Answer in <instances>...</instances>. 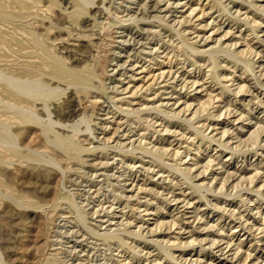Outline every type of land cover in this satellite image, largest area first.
<instances>
[{"label":"rangeland","instance_id":"1","mask_svg":"<svg viewBox=\"0 0 264 264\" xmlns=\"http://www.w3.org/2000/svg\"><path fill=\"white\" fill-rule=\"evenodd\" d=\"M90 1L70 18L74 0H40L30 21L71 68L99 60L104 90L62 83L50 104L55 130L91 149L80 160L36 127L13 126L23 155L34 149L58 165L0 164V264H264V0ZM23 30L0 26V39H14L10 65L34 59ZM210 48L239 60L219 52L212 62ZM144 144L164 150L163 162ZM125 225L137 235L100 236Z\"/></svg>","mask_w":264,"mask_h":264},{"label":"bare ground","instance_id":"2","mask_svg":"<svg viewBox=\"0 0 264 264\" xmlns=\"http://www.w3.org/2000/svg\"><path fill=\"white\" fill-rule=\"evenodd\" d=\"M90 0H74V5L72 11L65 9V13L69 15L70 18H79L82 15L87 14V7ZM40 0H0V26L3 24H14L19 30L24 29V33L27 37L28 43L30 45L32 60L24 61L19 66L10 65L8 62V57L6 52L12 48L11 40L14 39H0V164H11L16 160H33L38 163L47 162L53 165H58V163L52 158V156L46 158L34 149H28L29 154L23 155L22 148L19 145L18 136L13 132V126L18 125H30L31 127H36L39 129L40 133L51 145H55L59 148L66 150L68 155L72 156L73 159L80 160L81 154L86 151H91L90 148L85 147L79 142H75L72 136H64L55 130V122L51 118L50 104L53 100H57L61 93L64 92L60 84H66V87L75 88L77 94H90L92 90L99 89L104 90V84L101 80L100 74L97 70L98 61L93 64L85 66L81 70H77L68 66L66 59L56 51L54 46L47 44L43 36H39L37 31L33 28L30 21L37 18L34 13L35 9L38 8ZM42 5V4H41ZM128 5V4H127ZM132 5V4H131ZM166 5V4H165ZM176 5V4H175ZM223 5V4H222ZM250 6V5H249ZM185 8V7H184ZM256 8V7H255ZM197 8L191 10L193 13ZM124 10V9H123ZM114 11V10H113ZM120 11V10H119ZM38 12V11H37ZM43 12V11H42ZM190 12V13H191ZM203 12V11H202ZM135 14V13H134ZM114 16V15H113ZM146 16V15H145ZM123 17V16H122ZM121 17V18H122ZM136 18V16H134ZM133 18V19H134ZM143 18V17H142ZM142 18H140L142 20ZM148 18V17H145ZM154 18V17H153ZM170 18V17H169ZM119 19V18H118ZM149 19V18H148ZM146 20V23L148 21ZM157 21L162 22V18L156 16ZM120 20V19H119ZM118 20V21H119ZM122 24H124L123 19H121ZM139 18H136V22ZM145 20V19H144ZM143 20V21H144ZM40 21V20H39ZM133 21V24L136 22ZM152 21V20H151ZM142 22V21H141ZM128 23V20H127ZM149 23V22H148ZM147 23V24H148ZM169 23V22H168ZM178 23V22H177ZM176 24V23H175ZM249 24V23H248ZM72 25V24H71ZM139 25V24H137ZM169 25V24H168ZM179 25V24H178ZM251 25V24H250ZM73 26V25H72ZM99 25L95 22L94 27L97 28ZM127 26H121V30L125 32ZM66 27V26H65ZM194 27V26H193ZM133 28V27H132ZM254 29V28H253ZM152 30V29H150ZM153 29L152 32L155 34ZM182 30V29H181ZM186 31V29H184ZM102 31V30H101ZM119 31V30H118ZM131 31V30H130ZM175 31V30H174ZM4 32V31H3ZM184 32V31H183ZM40 33V32H39ZM168 33V32H167ZM176 33V32H175ZM182 33V31H181ZM118 34H120L118 32ZM153 35V34H152ZM189 35V34H188ZM225 35V34H224ZM85 37L86 39H92L87 31L79 37ZM178 36V34H177ZM183 36H185L183 34ZM181 36L180 39H184ZM198 37V36H197ZM241 37V36H240ZM134 38V37H133ZM223 38V37H222ZM159 39V38H158ZM243 39V38H242ZM247 39V38H246ZM103 40V39H102ZM85 42V41H84ZM112 42V41H111ZM164 42V41H163ZM122 43V42H121ZM125 43V42H124ZM161 44V43H160ZM146 45V44H145ZM175 45V44H174ZM180 45V44H179ZM237 45V44H235ZM181 46V45H180ZM179 46V47H180ZM182 46L191 47L185 40H182ZM91 47V46H90ZM176 48V47H175ZM218 48V47H216ZM16 49V48H15ZM124 49V48H123ZM187 49V48H186ZM211 49V48H210ZM188 50V49H187ZM144 51V50H143ZM162 51V50H161ZM178 51V49H177ZM200 51V50H199ZM108 52V51H107ZM136 52V51H135ZM150 52V51H149ZM171 52V51H170ZM202 52V51H201ZM219 52L226 53L230 58L239 60L238 55L235 51H230L229 49H211L206 54L212 62H214L217 54ZM260 52V51H259ZM156 53V52H155ZM193 53V51H192ZM221 54V53H219ZM218 54V55H219ZM226 54H222L226 56ZM180 55V54H179ZM17 56V55H16ZM96 57V56H95ZM113 57V56H112ZM161 57V56H160ZM169 57V56H168ZM222 57V56H221ZM102 59V56L100 57ZM146 58V57H145ZM223 58V57H222ZM94 59V58H93ZM151 59V58H150ZM193 59V57H192ZM103 60V59H102ZM154 60V59H153ZM194 60V59H193ZM241 60V59H240ZM11 61V59H10ZM164 61V60H163ZM100 62H102L100 60ZM107 62V61H106ZM248 62V61H247ZM242 63V62H241ZM245 63V62H244ZM210 64V63H209ZM154 65V64H153ZM244 65V64H243ZM213 66L215 72L214 63ZM104 67V66H103ZM151 68V67H150ZM255 68V67H254ZM102 70V69H100ZM169 70V69H168ZM209 71V70H208ZM162 73V72H161ZM216 73V72H215ZM214 73V74H215ZM218 75V73H216ZM215 74V75H216ZM160 75V74H159ZM158 76V75H157ZM156 78V76H154ZM161 77V76H160ZM217 77V76H216ZM131 78V77H130ZM133 78V77H132ZM185 78V77H184ZM186 79V78H185ZM218 79V77H217ZM202 80V79H201ZM220 81V80H219ZM53 82L57 85L53 86ZM152 82V81H151ZM192 82V81H190ZM199 82V81H197ZM196 82V84H197ZM211 82V81H210ZM195 85V83H194ZM210 86V85H209ZM151 87V86H150ZM128 88V87H127ZM204 88V87H203ZM226 88V87H225ZM153 89V88H152ZM182 89V88H181ZM117 90V89H115ZM162 90V89H161ZM206 90V89H205ZM134 91V90H133ZM141 91V90H140ZM171 91V90H170ZM204 91V90H203ZM117 92V91H116ZM206 92V91H205ZM76 94V93H75ZM133 94V93H132ZM173 95V94H172ZM171 95V96H172ZM214 95V94H213ZM98 97V96H97ZM118 97V96H117ZM213 97V96H212ZM212 97L210 99H212ZM124 98V97H123ZM204 98V97H203ZM122 99V98H121ZM180 99V98H179ZM218 99V98H217ZM123 100V99H122ZM209 101V100H208ZM210 102V101H209ZM213 102V101H212ZM201 103V102H200ZM203 103V102H202ZM175 104V103H174ZM109 105V104H108ZM146 105V104H145ZM202 105V104H201ZM204 105V104H203ZM208 105H210L208 103ZM213 105V103H212ZM125 107V106H124ZM145 107V106H144ZM190 107V105H189ZM143 108V107H142ZM164 108V107H163ZM116 109V108H115ZM152 109V108H151ZM187 109V108H186ZM199 109V108H198ZM196 109V110H198ZM111 110V109H110ZM144 110V109H143ZM171 110V109H170ZM38 111H42L46 114L47 119H43ZM180 111V110H179ZM252 111V110H251ZM174 112V111H173ZM185 112V111H184ZM102 113V112H101ZM105 113V112H104ZM109 113V112H108ZM122 113V112H121ZM150 114V113H149ZM147 115V114H146ZM171 115V114H170ZM176 115V114H175ZM112 116V115H111ZM130 116V115H129ZM157 116V115H155ZM164 117H169L168 114L163 113ZM179 117V116H177ZM207 117V116H206ZM113 118V117H112ZM174 118V117H173ZM143 119V118H142ZM147 120V119H146ZM153 120V119H152ZM243 120V119H242ZM241 120V121H242ZM82 121L86 125V129L91 131L90 121L87 118H83ZM82 122V123H83ZM144 122V121H142ZM155 123V122H154ZM162 123V122H161ZM60 125V124H59ZM169 125V124H168ZM167 125V126H168ZM61 127V126H60ZM106 127V126H105ZM148 127V126H147ZM151 127V126H150ZM74 133L80 132L81 129L79 125L74 124L71 126ZM33 129V128H32ZM85 129V128H84ZM94 129V128H93ZM150 129V128H149ZM168 129V128H167ZM188 129V128H187ZM263 129V128H260ZM169 130V129H168ZM167 130V131H168ZM31 131V130H30ZM33 131V130H32ZM63 132V131H62ZM170 132V131H169ZM33 133V132H32ZM257 133V132H256ZM260 134L261 131L259 132ZM26 134V133H25ZM37 136V133H35ZM74 134V135H75ZM177 134V133H176ZM24 135V134H23ZM148 135V134H147ZM34 136V135H33ZM143 136V135H142ZM81 137V136H80ZM93 137V136H92ZM209 137V136H208ZM163 138V137H162ZM254 138V137H253ZM153 139V138H152ZM27 140V139H26ZM134 140V139H133ZM104 142V141H103ZM133 142V141H132ZM131 142V143H132ZM148 142V141H146ZM162 142V141H161ZM21 143V142H20ZM119 143V142H118ZM120 144V143H119ZM161 145V144H160ZM131 147V146H130ZM159 148V147H158ZM150 147L149 144H144L141 146V151L150 155L153 160L151 162H163L162 156L164 150L161 148ZM121 149V148H120ZM127 149V148H126ZM125 149V150H126ZM130 149V148H129ZM128 149V150H129ZM34 150V151H33ZM199 150V149H198ZM135 151V150H134ZM134 151H128L127 155L132 158ZM111 152V151H110ZM123 153V152H122ZM125 155V154H124ZM182 155V153H181ZM48 156V155H47ZM83 157V156H82ZM149 157V156H148ZM177 158V157H176ZM56 159V158H55ZM144 159V158H143ZM150 159V158H149ZM145 160V159H144ZM164 160V159H163ZM81 162V161H80ZM152 162V163H153ZM182 162V161H181ZM213 162V161H212ZM82 163V162H81ZM154 163V164H155ZM165 163V161H164ZM19 164V163H18ZM149 164V163H148ZM168 165L170 163H167ZM212 164V163H210ZM14 165V164H13ZM158 165V164H157ZM172 167V164L169 165ZM153 167V166H152ZM159 167V166H158ZM175 170L180 172L190 171L192 167H187L186 169H181L180 167H175ZM83 168V167H82ZM148 168V167H147ZM170 168V167H169ZM137 169V168H136ZM171 169V168H170ZM195 169V168H194ZM110 170V169H109ZM163 170V169H162ZM186 171V172H187ZM255 171V170H254ZM128 172V171H127ZM133 173V172H132ZM81 174V173H80ZM90 174V173H89ZM94 174V173H93ZM113 174V173H112ZM257 174V173H256ZM115 175V174H114ZM122 175V174H121ZM134 175V174H133ZM183 175V174H182ZM126 176V175H125ZM64 177V176H63ZM108 177V176H107ZM120 177V176H119ZM124 177V176H123ZM254 177V176H253ZM256 177V176H255ZM189 178V177H188ZM215 179V178H214ZM261 179V178H260ZM118 180V179H117ZM173 180V178H172ZM186 181L189 179H185ZM132 181V180H131ZM254 181V180H253ZM106 182V181H105ZM115 182V181H114ZM190 182V180H189ZM223 182V181H222ZM251 182V181H250ZM53 183V182H52ZM176 183V182H175ZM226 183V182H225ZM224 183V184H225ZM104 184V183H103ZM119 184V183H118ZM117 186V185H116ZM222 186V183H221ZM100 187V186H99ZM106 187V186H105ZM107 187H109L107 185ZM106 187V188H107ZM144 187V186H143ZM105 188V189H106ZM201 189V188H200ZM219 189V188H218ZM140 190V189H139ZM95 191V190H94ZM110 191V190H109ZM114 192V191H113ZM4 193V192H2ZM76 193V192H75ZM92 193V192H91ZM118 193V192H117ZM10 196V194L8 193ZM75 195V194H73ZM122 195V194H121ZM124 195V194H123ZM139 195V194H138ZM137 195V196H138ZM115 196V195H114ZM126 196V195H125ZM186 196V195H185ZM134 197H136L134 195ZM183 197V196H182ZM257 197V196H256ZM5 198V197H4ZM7 198V197H6ZM125 198V197H124ZM1 199V197H0ZM16 200V198H14ZM76 213V217L80 220H84V215L72 197L65 198ZM100 199V198H99ZM108 199V198H107ZM128 199V198H127ZM133 199V198H131ZM185 199V198H184ZM14 200V201H15ZM21 200V199H20ZM19 200V202H20ZM139 200V199H138ZM181 200V199H180ZM78 201V200H77ZM129 201V200H128ZM127 201V202H128ZM182 201V200H181ZM18 202V200H17ZM22 202V201H21ZM141 202V201H140ZM21 204V203H20ZM67 204V203H66ZM84 204V203H83ZM108 204V203H107ZM23 205V204H22ZM82 205V204H81ZM101 205V204H100ZM187 205V204H186ZM84 207V206H83ZM31 208V207H30ZM135 209V208H134ZM37 210V209H36ZM101 210V209H100ZM111 210V209H110ZM132 211V210H131ZM134 213V212H133ZM149 213V212H148ZM136 216V215H135ZM60 219V218H59ZM70 219V218H69ZM88 219V218H87ZM74 220V219H73ZM58 221V220H57ZM102 221V220H101ZM106 221V220H105ZM77 222V221H76ZM113 222V221H112ZM127 222V221H126ZM107 223V222H106ZM99 224V223H98ZM180 226V225H179ZM65 227V226H64ZM55 228V227H54ZM137 229V228H136ZM59 230V229H58ZM92 230V229H91ZM99 230V229H98ZM55 231V230H54ZM63 231V230H62ZM64 232V231H63ZM93 233V232H92ZM95 234L98 233L95 231ZM55 234V233H54ZM123 234H133L137 235L135 232L128 230L127 226L123 228H115L101 233L100 236L104 240L121 239ZM60 240V239H59ZM103 241V240H102ZM178 241V240H177ZM55 243V242H54ZM111 243V242H110ZM121 243V242H120ZM134 243V242H133ZM56 245V244H55ZM72 246V245H71ZM121 247V246H120ZM159 247V246H158ZM97 250V249H96ZM66 251V250H65ZM108 251V250H107ZM166 251V250H165ZM69 252V251H68ZM50 254V253H49ZM166 254V253H165ZM55 255V254H53ZM59 255V254H58ZM167 255V254H166ZM161 256V255H160ZM250 256V254H249ZM56 257V256H55ZM61 257V256H60ZM92 258V257H91ZM68 260V258H67ZM71 260V259H70ZM87 260V259H86ZM85 260V261H86ZM127 260V259H126ZM59 261V260H57ZM62 261V260H61ZM116 261V260H115ZM60 263V262H59ZM63 263V262H62ZM131 263V262H130ZM53 264H58L54 262ZM128 264V262H127Z\"/></svg>","mask_w":264,"mask_h":264}]
</instances>
